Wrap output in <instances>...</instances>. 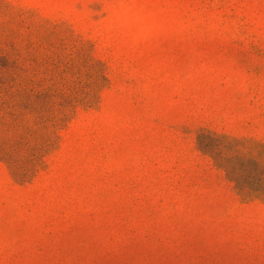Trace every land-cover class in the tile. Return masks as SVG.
Returning a JSON list of instances; mask_svg holds the SVG:
<instances>
[{"label": "rangeland", "instance_id": "rangeland-1", "mask_svg": "<svg viewBox=\"0 0 264 264\" xmlns=\"http://www.w3.org/2000/svg\"><path fill=\"white\" fill-rule=\"evenodd\" d=\"M0 264H264V0H0Z\"/></svg>", "mask_w": 264, "mask_h": 264}]
</instances>
